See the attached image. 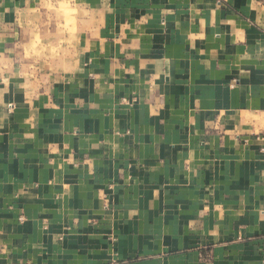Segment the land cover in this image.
<instances>
[{
	"label": "crops",
	"instance_id": "crops-1",
	"mask_svg": "<svg viewBox=\"0 0 264 264\" xmlns=\"http://www.w3.org/2000/svg\"><path fill=\"white\" fill-rule=\"evenodd\" d=\"M0 264H264V0H0Z\"/></svg>",
	"mask_w": 264,
	"mask_h": 264
}]
</instances>
